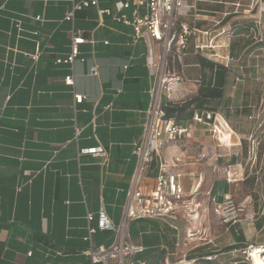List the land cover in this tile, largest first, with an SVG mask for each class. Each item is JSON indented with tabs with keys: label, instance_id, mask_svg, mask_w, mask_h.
Returning a JSON list of instances; mask_svg holds the SVG:
<instances>
[{
	"label": "crops",
	"instance_id": "0c3cea01",
	"mask_svg": "<svg viewBox=\"0 0 264 264\" xmlns=\"http://www.w3.org/2000/svg\"><path fill=\"white\" fill-rule=\"evenodd\" d=\"M81 1L0 0V264H92L85 254L87 214L95 216L94 227L102 208L117 228L122 223L162 43H135L133 28L111 16L100 22L98 9L116 14V0H98V7L66 20ZM186 1L196 6V26L206 30L218 19L219 8L227 10L222 3L231 0ZM124 13L132 16L131 9ZM194 13L183 20L193 24ZM73 29L83 30L94 43L79 46L74 64H57L71 53ZM96 66L97 75H92ZM70 75L74 86L65 81ZM189 86L179 87L183 95H197L198 87L191 91ZM74 93L87 96L76 112ZM76 127L81 129L78 137ZM207 135L213 139L207 126L196 125L193 140ZM99 146L107 151L106 158L81 154ZM169 147L167 160L178 150ZM181 154L183 161L172 172L203 173L197 156L186 150ZM157 169L158 164L148 171L142 190L153 185ZM126 230L128 240L147 248L144 256L157 258L162 245L172 247L174 236V244L179 240L181 229L173 234L174 223L142 218L130 221ZM118 240L119 234L110 230L93 235L97 247H111Z\"/></svg>",
	"mask_w": 264,
	"mask_h": 264
},
{
	"label": "built area",
	"instance_id": "2783aa9c",
	"mask_svg": "<svg viewBox=\"0 0 264 264\" xmlns=\"http://www.w3.org/2000/svg\"><path fill=\"white\" fill-rule=\"evenodd\" d=\"M228 8L222 13L220 19L214 20V28L206 30L196 26L198 15L196 6L190 5L186 0H116L115 12L111 9H98L100 22L107 15L113 17L117 23H122L133 28L134 42L140 40H154L162 43V58L158 68V80L152 89V101L147 112V121L142 141L135 147L134 154L137 157V171L131 182V189L128 192L127 203L122 219L121 226L117 228L109 219L102 208L98 215L97 227L92 226L95 216L87 214L89 222L88 235L85 240L89 242V248L85 254L90 258L92 264H195L197 259H189L179 256L180 239L175 241L174 248L169 244L160 247V255L157 258L144 256L147 248L137 245L128 240L126 227L132 220L142 218L164 219L168 223H174V230L178 231L176 223L181 221L200 222L203 218L202 210L214 204L216 213L229 223L236 219L231 208L234 207L229 194H213L212 189L206 192V200L201 199L202 187L205 177L201 172H172L177 169L183 161V154L177 150L172 158L166 159L164 151L169 147H177L178 143L190 141L194 138L196 125H205L209 134L213 137L217 146L224 149L237 147L234 145L223 146L224 138L230 133V140L237 135L231 130L227 118L219 110L195 113L189 122H180L174 119H167L164 105L167 102L181 104L185 102L183 91L179 88L183 85V77L169 68L171 57L178 64H184V58L190 55L204 57L212 62L223 65L227 70L233 71L235 58L232 56L230 47L233 38L230 30L226 31L223 21L237 14L240 3L229 1L222 3ZM98 7V0H83L74 3L72 11L67 15L66 20L72 21L77 12L89 7ZM131 9L132 16L124 13ZM233 9V10H231ZM246 13L251 10H245ZM193 14V24L183 20ZM41 17H37L40 20ZM71 53L66 58H58L57 64H74L80 52L79 46L85 43H94L84 37L83 30L73 29L72 31ZM225 34L227 45L224 47L218 44L220 36ZM108 44V42H105ZM226 48V53L222 49ZM191 51V52H190ZM39 51L33 56L34 61H38ZM155 67V65H153ZM129 65H125L127 70ZM98 67L91 69L92 75H97ZM66 83L74 86V76L70 75L65 79ZM241 82L235 78L236 85ZM121 88L117 89V94H121ZM87 100L86 95L74 93L73 109L77 111V106ZM164 100H166L164 102ZM76 122V119H75ZM81 134V129L76 127L77 137ZM236 144V145H235ZM81 154L107 157L104 147L83 150ZM220 156V155H219ZM219 158V157H217ZM158 164V172L154 178L153 185L147 190H142L141 185L148 171L152 166ZM239 166V165H238ZM241 167V165H240ZM243 175L237 169H230L226 175V181L232 183L240 179ZM20 190V189H19ZM228 211L225 214V212ZM98 230H110L119 234L118 243L111 247L95 246L93 235ZM196 228L187 229L186 239L197 235ZM32 253H29L31 256ZM219 254L205 257V260L217 261ZM249 257L252 258V255ZM150 259H161L151 261ZM250 260V259H249ZM237 264V263H235ZM239 264V263H238ZM253 264V261L251 262Z\"/></svg>",
	"mask_w": 264,
	"mask_h": 264
},
{
	"label": "rangeland",
	"instance_id": "374dc122",
	"mask_svg": "<svg viewBox=\"0 0 264 264\" xmlns=\"http://www.w3.org/2000/svg\"><path fill=\"white\" fill-rule=\"evenodd\" d=\"M233 1L240 3L238 12L223 21L222 25L226 31L229 29L232 32L230 51L235 64L233 71L227 75L222 101L214 103L213 107L226 116L238 134L239 137L235 138L238 146L218 148L209 135L176 146L180 152L186 150L190 155L197 156L199 168L205 175L200 198L206 200V192L211 189L213 192L214 186L219 183L220 193L231 196L234 205L231 213L236 219L225 223L211 203L201 211L203 218L200 222L185 220L179 223L181 246L178 252L182 258H189L194 253L200 256L217 252L224 264H251L253 259L256 264L255 258L264 259V0ZM219 9L218 19L224 11V8ZM245 10L251 11L246 13ZM218 39L219 45H227L225 34ZM223 47L226 53L227 49ZM187 55L182 65L171 57L169 68L183 77V86L190 87L192 84L191 91L196 86L199 90L196 79L201 75L200 68L195 64L196 57ZM237 77L241 82L236 85ZM187 94L189 96L183 98L185 101L196 96L193 92ZM229 139L224 140L223 146L234 145L233 139ZM234 168L243 175L237 181L228 183L227 172ZM226 213L229 214L228 211ZM190 228H196L197 235L186 239L185 232ZM171 231L173 234L176 232ZM233 232L243 233L245 241L238 244L237 250L223 253L226 247L236 244ZM175 239L174 236L172 246ZM253 249L255 251L251 253ZM236 259L241 262H235Z\"/></svg>",
	"mask_w": 264,
	"mask_h": 264
},
{
	"label": "trees",
	"instance_id": "16d2710c",
	"mask_svg": "<svg viewBox=\"0 0 264 264\" xmlns=\"http://www.w3.org/2000/svg\"><path fill=\"white\" fill-rule=\"evenodd\" d=\"M187 56L188 55H186V57ZM194 57H196V61H197L195 64L199 66L201 71V75H199V77L196 79V81L199 82L198 93L192 99L185 101L181 104H174L171 102L165 103L164 111L167 119H174L180 122H189L191 121L193 115L197 112L202 113L205 111L218 110V108L213 107V104L214 103L219 104L220 101H222L224 88L227 81V75L229 71L223 65L212 62L204 57H200V56H194ZM220 190H221V185L219 183H216V185L213 188V194L217 196ZM233 236L235 237L236 244L226 247V250L223 253L233 252L234 250H237L238 244L244 243L245 236L243 233L233 232ZM172 247L174 248V246ZM214 254H218V253L211 252L209 255H200V256L194 253L189 257V259H197L195 264H224L223 262L221 263V259L219 258H218L219 260L217 261L205 260L206 259L205 257ZM235 262H241V261L239 259H236Z\"/></svg>",
	"mask_w": 264,
	"mask_h": 264
},
{
	"label": "bare ground",
	"instance_id": "6f19581e",
	"mask_svg": "<svg viewBox=\"0 0 264 264\" xmlns=\"http://www.w3.org/2000/svg\"><path fill=\"white\" fill-rule=\"evenodd\" d=\"M230 134H231V132L230 133H227L226 134V137L224 138V140L225 139H229L230 138ZM228 136V137H227ZM255 250L253 249L252 250V252L251 253H253ZM256 260H255V262H256V264H264V259H260V258H255ZM253 262H254V259H253ZM254 264V263H253Z\"/></svg>",
	"mask_w": 264,
	"mask_h": 264
}]
</instances>
